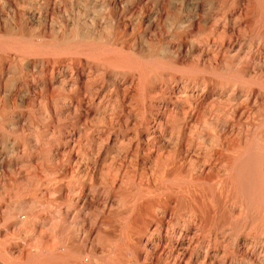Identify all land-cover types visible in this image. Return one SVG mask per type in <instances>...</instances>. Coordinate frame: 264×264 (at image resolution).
<instances>
[{
    "label": "bare ground",
    "instance_id": "6f19581e",
    "mask_svg": "<svg viewBox=\"0 0 264 264\" xmlns=\"http://www.w3.org/2000/svg\"><path fill=\"white\" fill-rule=\"evenodd\" d=\"M19 1L0 0V6L4 4L13 7L15 25L23 17ZM30 1L39 11L52 0ZM120 1L113 0L112 6L117 8ZM257 2L264 1L211 2L208 14L214 19L213 24L211 23L213 28L207 29L201 24V17L189 15L182 18L183 16L174 14L173 33L178 37L179 43L171 44L174 49L170 52L174 55L165 59V63H174L172 67L178 69L175 64L179 63V53L185 46L194 50L201 48L197 39L200 35L205 44L197 51L201 52L213 45L217 46L214 48L215 52H221L223 47L234 49L238 45L235 51L238 57L247 47L244 55L251 63H258V54L264 51V15ZM236 7L239 9L238 14L229 17L227 13ZM113 14L115 22L119 24L122 21L123 26L128 25V22L121 20L123 16L119 11H114ZM10 33H3L8 36L0 39V119L12 129L9 134L1 135L7 154L0 152V166L9 170L17 164H20L17 165L20 168L25 167L28 186L37 183L39 187L53 175L48 183L53 182L54 186L46 191L58 193L60 206L63 207L59 211L64 216L74 215L75 208L80 212L82 205L94 207L87 193L94 190L92 193L95 192L104 200V233L111 239L118 237L121 245L127 249L143 244L146 256L156 253L164 264H179L183 259L187 260V254L190 258L193 256L191 261L197 264L225 261L230 264L229 258L234 253L228 249V235L234 230L232 222V227L228 225L231 216L222 214L216 217L215 214L221 213L228 200L233 198L235 201L237 196L232 194L235 190L231 191L233 179L231 180L232 176L228 172L234 153L246 142L243 143L244 136L239 134L241 136L238 137L235 132L242 129V123L248 127L256 120L255 115L259 112L253 110L250 103L258 101V96L261 95L257 93L259 89L256 91V87L241 88L238 85L237 88L240 89L236 91L233 86L228 96L222 99L230 87L227 83L219 84L213 78L204 76L160 74L157 69L155 72L158 71L160 76L152 83V79L140 66L141 63L143 65L142 60L138 64L139 59L136 61L129 53H123V48L113 52L114 50L89 44L86 41L89 36L83 30L82 34L73 33L70 39H61L63 41L56 42L55 45L45 44L39 37L32 42L31 37L23 40L21 35L12 37ZM149 52L144 53L149 55ZM111 67H128L133 74L138 71L141 80L139 92H133L135 77L130 78L128 84L124 83L127 75L124 72V79L121 80L119 74L112 79L106 77ZM192 67L195 69L197 65L192 63ZM128 72L131 73L130 70ZM5 73L8 76L3 80ZM248 81L250 82L249 78L245 82ZM158 83L157 92L145 91L148 85H153L154 88ZM218 85L221 88L219 93ZM236 94L246 97L252 95L253 100L246 101L247 103L238 101ZM261 102L258 108L264 105ZM40 103L43 110L36 107ZM41 118L45 119L43 125L39 123ZM24 124L35 131L31 132L29 138L24 137ZM236 126L240 128L235 131ZM247 129L246 126L245 129L243 127V130ZM48 133H57L60 138L57 150L60 156L56 157L55 153L51 157L56 160L55 166L52 165L54 161H50L53 166L51 170L45 168L42 158L39 160L36 156L40 149L42 151L39 145ZM33 139L34 144L40 148L34 149V153L30 152L25 160L24 153L33 147L34 144L29 146ZM173 140L177 146L175 150L169 149ZM63 148L66 149L64 153ZM185 149L195 152L191 163L186 161ZM24 160L27 161L25 164ZM23 172L21 171L22 174ZM44 173L47 174V179ZM0 175L7 178L11 189L21 178L20 172H14L13 169L8 175L6 172ZM244 202L247 206L246 201ZM259 202L258 208L261 206ZM68 203H72L75 208L64 207ZM217 206L223 207L215 213ZM262 210L264 208L261 212ZM240 213L236 214L237 218ZM114 216L118 218L114 219ZM227 225L230 228L227 229ZM239 237L243 247L248 237ZM253 239L246 251L251 255L257 254L260 257L259 264H264V240ZM242 249L239 248L238 251ZM243 252L239 255L243 256Z\"/></svg>",
    "mask_w": 264,
    "mask_h": 264
},
{
    "label": "rangeland",
    "instance_id": "374dc122",
    "mask_svg": "<svg viewBox=\"0 0 264 264\" xmlns=\"http://www.w3.org/2000/svg\"><path fill=\"white\" fill-rule=\"evenodd\" d=\"M112 1L113 0H52L49 2L47 7H41L38 11L32 5L30 0H20L19 9L22 10L21 12L24 14L22 13L21 17H23L21 19L19 18L17 25L13 24V7L1 4L0 39L5 38V36L7 37L8 34L3 35V33H8L10 31V35L12 37H20L21 35L23 40L31 37L32 42L35 41V38L39 37V40L43 41L45 44L55 45L56 42L63 41L61 39H70L74 34H82L81 32L83 30V33L86 32L87 36L90 38V40L89 38L86 40L89 44L99 45L102 48L104 47L103 49L105 50H114L113 52H118V50L123 48L121 49L123 53H129L136 59V61L139 59L138 64L141 62L140 60H142L143 65L141 63L140 66L141 68L143 67L144 71H146L145 73L147 76L149 75L148 77L152 79L150 80L152 83H155L154 80H157L161 73L166 75L187 74L186 76L193 75L204 76L206 78L209 77L210 79L213 78V80L219 84L227 83L228 86H230L222 96V99L228 96L233 86L236 91L238 88L240 89V87H250L253 89L256 87V91L259 89V92L257 91V93H260L261 95H257L258 101L252 104L250 103V106H253V110H257L256 112H259L256 113V115L260 114L258 117L255 115V119L257 121H252L251 124L248 125L249 128L243 123L242 129L240 128L241 125L238 127L240 129H238L237 126L234 127V130L238 129L237 131L235 130L237 133L234 131L235 135L237 134L236 136L240 137L242 135V137L244 136V138H246H243V143H246L241 145V149H237V155L235 154L236 152L234 153L233 162L230 167L231 169H229L228 172V174H231L230 176H232L231 180L233 179V183H231V191H235L234 193L232 192V194H235V196L237 194V196L234 198L235 201H233V198L229 199L226 203L227 205L225 204L226 207L223 204L224 209L221 210V213L219 212V209L223 206H217L215 211V213H217V211L219 212L217 215L215 214L216 217L221 216L222 214H228L229 217L231 216V220L229 218L230 221L228 225L230 227L233 226L234 230H232L233 232L228 235L230 237H228V240L230 239L228 241V249L230 251H234V253L232 254V258H229V260H231L230 264H259L260 257L257 256V254L251 255L246 250L249 247L248 244L251 239L254 240L253 238H263L264 240V235L262 234L264 232V210L261 212V209L264 208V203L262 204V202H264V105L258 108V104L261 101V104L264 103V98L262 100V97H264V51L259 52V62L255 64L251 63L246 55H244L247 47H245L244 53L242 52L240 57L235 54L238 45L235 46L234 49L223 47L221 52H215L214 48L217 46L212 45L213 47L210 46L208 49H204L200 52L197 50H200L204 47L202 44H205V41L202 40L204 39L203 36L200 35L197 36V39L201 44V48L198 47L197 50H194L190 49L189 46H185L181 50V53H179V63L182 62V64H175V67L178 68L175 69L172 67V64L174 63H165V59L167 60V58L174 55V53L172 54L170 52L173 51L171 49H174L171 44L179 43L178 37H176L173 33L174 14H178L180 17L183 16L182 18L189 15L201 17V24L204 25L206 29L209 27L213 28L212 21L214 19L212 16H209L208 11L210 9V3H215V1L217 2L219 0H121L120 3L117 4V8L112 6ZM257 3L260 12L262 11L261 14L264 15V2ZM238 10V7H236L232 12L227 13V15L229 17H234L238 14ZM114 11H119V13L123 16H121V20L128 22L127 26H123L122 21L119 22V24L114 21ZM178 11L181 14L178 13ZM76 30L81 32L78 33ZM98 36H101V38H98ZM167 49L168 51H166ZM148 51H150L149 55L144 53H148ZM137 52H143L144 54L140 53L141 55H139ZM134 53L136 54L134 55ZM158 63H160V65H158ZM192 63L193 65H197V69H194V66L192 67ZM7 65L8 64L6 62V66ZM163 65L165 66L164 68L161 67ZM166 68L169 69L166 70ZM155 69L160 71V74L158 71L155 72ZM163 69H165V71H163ZM129 70L131 73L128 72ZM123 72L128 76H125ZM154 72L157 76L154 75ZM116 74L121 75L120 80L125 76V79L123 78L125 84L129 83L130 78L135 77L136 79H133L135 82V89L133 92H139L141 80L138 76V71L133 74L132 70L128 67L125 69L124 67H111L108 70L106 77L112 79ZM6 75L7 74L5 73L3 80L8 76ZM248 78L250 82H245ZM242 80L245 81L243 82ZM249 83L252 85L250 86ZM243 84L245 87L242 86ZM238 85L240 87L237 88ZM219 86L220 85L217 87V93L221 90ZM147 87L148 88H146L145 91L157 92L159 83L157 86H154V88L153 85H148ZM1 88H3V86ZM243 97L248 100H243L245 99ZM252 97V95H248L246 97L245 95L238 96L237 94L235 96L238 101L242 100L244 103H247L246 101L252 102ZM36 107L38 110H43L41 103L36 104ZM44 122L45 119L43 118L39 121L41 125H43ZM245 126L246 129L248 128L247 130H243V127L245 129ZM24 127L25 138H29L32 131L35 133V131L26 124H24ZM218 127H220V124ZM207 130H209V128H207ZM11 131V127L0 119L1 154H4L7 151L5 150V144L1 135L3 133L7 135ZM243 131H248L249 135L247 132L245 134ZM239 134L241 135L239 136ZM57 135V133H48L47 136H44L45 138H42V144L39 145L42 148V151H40V149L38 151L39 153L36 155L39 160L42 158L41 160L44 161L43 165L49 170H51L53 166H55L54 164H56V160H52L51 157H54L53 155H55V153H57L55 155L56 157L60 156L57 152L60 138H58ZM166 136H168V133ZM246 136H248V138ZM32 138L33 137H31V139ZM31 142L32 143H30L29 146L35 147H32L33 149H28L27 153L25 152L26 154L24 153L23 158L25 160H27L28 155L31 154L30 152L34 153V149L39 147L34 144V139L31 140ZM174 142L175 140H173V144L171 143V145H169V149H176L175 147L177 146ZM31 144L34 145L31 146ZM63 149L64 151L62 150V153L66 150L65 148ZM194 154L195 152L193 153L189 149H185L184 155L188 163H191V158L194 157ZM186 156L192 157L187 158ZM47 159L49 160L48 162ZM51 160L52 162L54 161L52 164L53 166L51 165ZM26 162L27 161H25L24 164ZM17 165L12 167V169L14 172H20L21 175L19 176L21 178L16 181V183L12 186V189L11 187H8L7 178H3L2 175H0V264H84V257L88 258L89 264H164L163 260L158 259L156 253L153 255L147 254L146 256V250H144L145 248L143 244L139 245V247L136 246L135 248L127 249L124 245H121L118 237L115 236L111 239L106 235V233H104V200L102 199L103 197L97 196L95 192L92 193L94 190L87 192L89 198L93 201L94 207L87 208L86 205H82L80 212H78L76 211V208L71 205L72 203H68L67 206L62 204V206L66 208H75L74 215L64 216L59 211L63 207L60 206L61 201L58 200V193L55 192L51 194L46 191L48 189H52L54 186L52 185L53 182L48 183L50 179H53V175L49 176L50 179L47 182L45 181V184L38 187V185H36L37 183H32L35 187L32 184H30V186L33 187H30L27 185L28 182L25 178V167L20 168V166ZM12 169L9 170L1 165L0 171H2L0 174H2V172H6L8 175ZM21 171H24V177ZM43 175L46 176L45 179L48 178L46 173ZM22 178L24 179L22 180ZM33 189H36L37 191ZM43 191L44 193H42ZM239 195H242V197ZM239 197L243 199H240L241 202L239 201ZM244 201H246L247 206H245ZM259 201H261V203ZM258 202L261 205L259 206L260 208H258ZM240 203H242L241 205L243 207ZM254 205H256L255 208ZM240 212H242V214ZM238 213H240L239 218L236 216ZM234 217L240 223H238ZM116 218L118 217L114 216V219ZM232 219L235 220L233 221ZM234 222L235 224H233ZM228 225L226 228H230ZM243 226H245V228ZM237 227L240 232H238ZM243 228L245 229L244 231ZM243 235L248 238L247 243L241 247L242 245L239 236ZM232 242L234 243L232 244ZM239 248H243L245 250L244 251L242 249L240 251H244V254L242 253L244 257L239 255L241 254L238 251ZM137 253H140L141 255L139 256ZM187 256H189L188 258L190 260L188 258L187 260L183 259L179 264H197L196 262L191 261L193 260V256H191L192 258H190L189 254H187ZM227 263L228 261L217 264Z\"/></svg>",
    "mask_w": 264,
    "mask_h": 264
},
{
    "label": "built area",
    "instance_id": "2783aa9c",
    "mask_svg": "<svg viewBox=\"0 0 264 264\" xmlns=\"http://www.w3.org/2000/svg\"><path fill=\"white\" fill-rule=\"evenodd\" d=\"M83 263H84V264H89V260H88L87 257H84V258H83Z\"/></svg>",
    "mask_w": 264,
    "mask_h": 264
}]
</instances>
